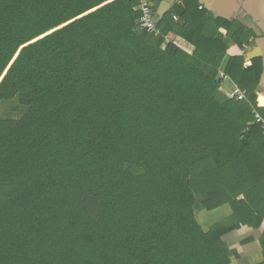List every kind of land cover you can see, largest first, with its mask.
<instances>
[{"label":"trees","instance_id":"16d2710c","mask_svg":"<svg viewBox=\"0 0 264 264\" xmlns=\"http://www.w3.org/2000/svg\"><path fill=\"white\" fill-rule=\"evenodd\" d=\"M140 16L0 0V101L27 107L0 118V264H229L222 236L264 222L261 57L225 64L242 99L219 75L252 31L193 0L158 34ZM199 209L229 215L205 227Z\"/></svg>","mask_w":264,"mask_h":264},{"label":"crops","instance_id":"0c3cea01","mask_svg":"<svg viewBox=\"0 0 264 264\" xmlns=\"http://www.w3.org/2000/svg\"><path fill=\"white\" fill-rule=\"evenodd\" d=\"M190 0H149L153 12L158 20L167 12L172 13L176 18L179 12L185 9L186 3ZM199 8L207 10L213 17L226 19L228 21L236 20L252 31L249 43L243 48L232 45L227 49L226 56L219 69V75L223 78L222 88L231 94L237 86L226 75L224 67L232 55L241 54L244 56V67L251 65V60L247 58V53L253 48L259 46L261 50L262 71L256 92L264 91V0H193ZM222 34L225 30H219ZM166 42H168L166 40ZM174 42L187 52H192L193 46L180 37H176ZM256 58V57H254ZM13 99V98H12ZM11 99V101H12ZM3 102H8L3 100ZM258 106L264 108V97L258 96ZM5 116H2L4 118ZM229 213L227 209L221 212L208 214L203 209L196 211L199 220H203L204 226H210L213 222L222 220ZM264 231V222L258 227L242 225L233 229L222 236V240L230 249L229 264H264V250L260 242Z\"/></svg>","mask_w":264,"mask_h":264},{"label":"built area","instance_id":"2783aa9c","mask_svg":"<svg viewBox=\"0 0 264 264\" xmlns=\"http://www.w3.org/2000/svg\"><path fill=\"white\" fill-rule=\"evenodd\" d=\"M141 6V16L138 18L137 23L140 28L145 29L148 32L158 34L159 29L157 27V18L153 12V9L149 3V0H137ZM231 96L237 99H242L244 97V92L240 91L238 88L234 89ZM259 96L264 97V91L259 93ZM255 122L260 123L262 129L264 130V119L258 112H254Z\"/></svg>","mask_w":264,"mask_h":264},{"label":"rangeland","instance_id":"374dc122","mask_svg":"<svg viewBox=\"0 0 264 264\" xmlns=\"http://www.w3.org/2000/svg\"><path fill=\"white\" fill-rule=\"evenodd\" d=\"M6 101L8 102H3V100L0 101V118H2V116H5L4 118H17L26 111L27 107L19 104L18 96H15L12 101L11 99ZM15 107H18V109L16 108L15 110Z\"/></svg>","mask_w":264,"mask_h":264},{"label":"water","instance_id":"95a60500","mask_svg":"<svg viewBox=\"0 0 264 264\" xmlns=\"http://www.w3.org/2000/svg\"><path fill=\"white\" fill-rule=\"evenodd\" d=\"M64 25V24H63ZM62 26V25H61ZM61 26H59V27H61ZM59 27H57V28H59ZM56 29V28H55ZM54 30V29H53ZM53 30H50L49 32H51V31H53ZM49 32H47V33H49ZM47 33H45V34H47ZM44 34V35H45ZM43 36V35H42ZM261 55V50H260V48H259V46H257V47H255V48H253L250 52H248L247 53V58L248 59H252V58H254V57H257V56H260ZM5 72H6V70H5ZM4 72V73H5ZM4 73H3V75H4ZM2 75V76H3ZM2 76H1V78H2ZM1 78H0V80H1Z\"/></svg>","mask_w":264,"mask_h":264}]
</instances>
